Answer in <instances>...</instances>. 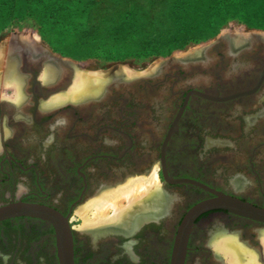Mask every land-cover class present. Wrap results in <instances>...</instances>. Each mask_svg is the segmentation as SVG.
I'll return each mask as SVG.
<instances>
[{"label": "flooded vegetation", "instance_id": "1", "mask_svg": "<svg viewBox=\"0 0 264 264\" xmlns=\"http://www.w3.org/2000/svg\"><path fill=\"white\" fill-rule=\"evenodd\" d=\"M229 56L231 71L245 69ZM207 62L211 66L200 68L199 57L169 60L153 75L147 76L150 69L102 88L104 78L93 92L57 104L50 100L60 92L34 83L37 64L20 62L18 100L3 95L0 81V203L22 200L57 210L71 231L74 264H173L181 257L182 264H228L212 242L234 234L264 257L260 222L222 209L187 220L199 201L214 196L211 190L264 208V78H233L231 90L257 86L224 99L213 76L220 74L219 61ZM63 71L55 89L68 76ZM244 71L254 75L257 66ZM54 124L55 141L46 146ZM155 164L156 197L135 207L131 226L78 223L76 210L91 194L149 175ZM0 264H60L54 226L29 216L0 221Z\"/></svg>", "mask_w": 264, "mask_h": 264}, {"label": "rangeland", "instance_id": "2", "mask_svg": "<svg viewBox=\"0 0 264 264\" xmlns=\"http://www.w3.org/2000/svg\"><path fill=\"white\" fill-rule=\"evenodd\" d=\"M164 1L163 3V0H0V44L7 42L13 33H23L24 37L39 41L52 51L72 58L79 64L80 69L103 74L120 65L119 67L125 71L129 68L137 75L153 69L159 60L174 54H184L225 30L264 32V5L255 10L256 7L248 4L250 1L243 4L240 0V4L236 2L234 6L226 8L219 23L211 24L210 17L199 18V4H192L189 6L190 21H185L173 34L174 30L170 28L169 22L173 16L166 15L171 0ZM174 3L172 6L176 7L178 4ZM129 5L139 8L150 17L157 14L163 23L164 31L170 28L171 33L158 34L155 39L142 43H129L127 40L108 42L106 35L102 36L106 26H113L110 21L117 22ZM2 66L0 81L5 82ZM6 89H10L8 92L11 93H7ZM6 89H3L2 93L3 91L7 95L14 93L12 87ZM153 169L157 170L156 164ZM126 181L128 180L121 183ZM156 185H159V178ZM99 195L91 194L81 208ZM81 208L76 210L77 214L74 216L79 218L78 223L85 224L84 217L80 214V210L84 212L85 209ZM233 236L237 239L235 234ZM238 241L253 250L243 244L242 240ZM259 263L264 264L262 261Z\"/></svg>", "mask_w": 264, "mask_h": 264}, {"label": "water", "instance_id": "3", "mask_svg": "<svg viewBox=\"0 0 264 264\" xmlns=\"http://www.w3.org/2000/svg\"><path fill=\"white\" fill-rule=\"evenodd\" d=\"M16 44L19 46V49L12 50L10 55L8 54V58L10 59L11 57H16L19 63L26 61L29 63L37 64V71L40 72V74L38 73V75H33L34 83L47 84L52 87L51 91H58L57 93L65 92L73 81L75 70L78 68L80 69L79 64H77V62L72 58L62 56L52 51L46 45L42 44L39 41L31 42L23 38L21 34L13 33L8 39V44L6 45H10L13 48L16 47ZM34 47H37L36 50ZM219 51L223 53L222 56L217 55V52ZM229 55L237 56L239 58V62L237 61L235 63V67H242L246 69L250 66H257L256 74L247 75L248 73H245V69L241 72H238L234 68V70L231 71L228 65L232 64L233 60ZM197 57H199L200 68H207L208 66H211L207 62V59L209 57H211L213 61L215 60V57L218 59V68L220 74H215L213 76L219 78L225 95L224 99L229 98V96L234 93H237L236 95L249 93V91H253L257 85L251 83L244 85L243 83L246 82L245 79L247 78V76L254 77L256 75L257 79L259 80L258 83L261 82V80L264 78V67H262L264 65V32L259 30H251L247 32L225 30L219 33L210 41L201 44L184 54H174L170 57L159 60L156 66L153 68V70H150L147 76L153 75L154 72L158 70V67L165 65L169 60L173 61L174 63H181L189 60H194ZM119 66L120 65H117L114 70L110 69L105 73L106 76L104 77L105 81L102 85V88L106 83L115 81L118 78L124 79L123 81H129L134 78L130 75H127V72ZM50 67H62L63 69H67L69 71L66 80L60 87H57L56 89L54 88L56 86L54 82L49 83L47 80L43 81L39 79V77L44 72L46 73ZM260 67L262 69L261 73L258 72ZM116 73L118 75H116ZM233 78L244 79L242 81L243 83H241L240 85L236 84L239 85L237 87V89L240 88L239 90H231V88L234 86L233 84H231V80ZM205 82L206 79H204V82L199 83L203 85ZM227 82L230 83L229 86L226 85ZM199 94L204 97H210L207 93L199 92ZM203 187L207 188L205 186ZM211 191L214 193V196L199 201V203L191 209L189 215L187 216V220H189V217L197 213L201 214L213 209H222L243 216L248 220L260 222V234L261 232H263L264 208L257 207L248 201L242 200L229 194H225L221 191ZM19 216L37 217L51 223L56 230L60 264H74L72 260L71 231L67 220L57 210L45 205L22 200H12L6 203H0V221ZM257 258L258 260L264 262V257L262 254L257 253ZM182 262L183 259L181 257L179 259H175L173 264H182Z\"/></svg>", "mask_w": 264, "mask_h": 264}, {"label": "bare ground", "instance_id": "4", "mask_svg": "<svg viewBox=\"0 0 264 264\" xmlns=\"http://www.w3.org/2000/svg\"><path fill=\"white\" fill-rule=\"evenodd\" d=\"M20 34L26 40L33 42L31 39L24 37L23 33ZM6 44H8V41L4 44H0V66L3 64L2 67H4L3 72L5 74L3 89L12 87L14 93H12V95H7L5 91H3V95L16 101L22 96V92L19 89L22 77L16 72L20 63L16 57H11L9 59L8 56L12 50H18L19 46L16 44V47L12 48L10 45ZM53 69L54 67H50L46 73L44 72L40 76V79L43 81L47 80L49 83L54 82L55 85L60 83L64 75L62 73L63 68L60 69L61 73L60 71L56 73L57 70L54 71ZM126 72L132 76L136 74L129 68H126ZM74 74L73 83L68 88V91L65 93L60 92L61 94L53 96L50 103L57 104L66 100L81 98L83 95L96 90L97 87L102 84L106 76L105 73L102 74L101 72H92L79 68L75 70ZM14 80L19 82V84L14 82ZM157 182V170L153 169L150 175L137 176L113 189L102 192L98 197L81 208L85 209L84 212L80 210V214L84 217L83 222L85 224L83 225L124 223L126 227L131 226L133 222H135L134 219H131V215L134 212L133 207L149 205L150 199L156 197L155 195L158 188V185H156ZM88 212H90L91 215ZM260 242L264 253V230L260 234ZM212 248L216 255L222 256L228 264H261L258 261L257 253L242 245L233 235L218 237L212 242Z\"/></svg>", "mask_w": 264, "mask_h": 264}, {"label": "trees", "instance_id": "5", "mask_svg": "<svg viewBox=\"0 0 264 264\" xmlns=\"http://www.w3.org/2000/svg\"><path fill=\"white\" fill-rule=\"evenodd\" d=\"M179 1H181L179 3ZM243 4L248 2L251 7H261L264 5V0H241ZM165 1L163 0V3ZM176 2V3H174ZM240 4V0H171L169 1V8L166 11L167 16H173L170 18V28L173 31V34L176 33V29L183 26L185 21H190L189 13L191 12L192 4L198 5L199 18L200 17H210L211 22L219 23L223 12L225 13L226 8L230 7L234 3ZM50 3V2H48ZM62 3V2H61ZM178 4L176 7L172 4ZM246 4V5H248ZM234 6V5H233ZM146 13L140 10L137 7L129 5L128 8L124 10L121 14L120 19L112 22L113 26H106L102 36L108 40V42H123L127 40L130 42H139L147 41L149 39H155L158 34L171 33L168 30L163 29V23L160 22L159 16L156 14L154 16L145 15ZM166 16V18H167ZM107 23L109 22L106 20ZM221 21V20H220ZM216 25H212L215 27ZM183 38V35H182ZM185 38L183 39V41Z\"/></svg>", "mask_w": 264, "mask_h": 264}, {"label": "clouds", "instance_id": "6", "mask_svg": "<svg viewBox=\"0 0 264 264\" xmlns=\"http://www.w3.org/2000/svg\"><path fill=\"white\" fill-rule=\"evenodd\" d=\"M56 127H57V125H53L52 126V131H53V134L52 135H50L46 140H45V145L47 146V145H50V144H52L54 141H55V129H56ZM4 260H5V262L7 261V257L5 256L4 257Z\"/></svg>", "mask_w": 264, "mask_h": 264}]
</instances>
